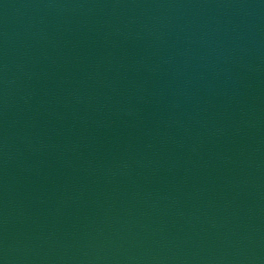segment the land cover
<instances>
[{"label":"water","instance_id":"obj_1","mask_svg":"<svg viewBox=\"0 0 264 264\" xmlns=\"http://www.w3.org/2000/svg\"><path fill=\"white\" fill-rule=\"evenodd\" d=\"M0 264H264V0H0Z\"/></svg>","mask_w":264,"mask_h":264}]
</instances>
